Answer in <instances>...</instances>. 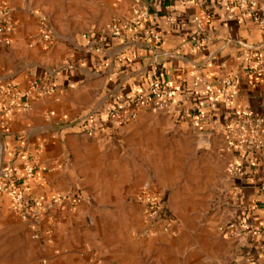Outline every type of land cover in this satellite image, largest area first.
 Segmentation results:
<instances>
[{"label": "crops", "instance_id": "1", "mask_svg": "<svg viewBox=\"0 0 264 264\" xmlns=\"http://www.w3.org/2000/svg\"><path fill=\"white\" fill-rule=\"evenodd\" d=\"M98 1L90 25L67 33L48 23L40 0H0V26L13 27L4 32L10 43L0 42V82L22 90L37 79L51 88L0 123V169L20 170L37 211L23 219L0 190V264H264V153L231 145L237 115L264 119V0L251 8L236 0ZM196 15L207 16L200 30ZM113 18L122 21L116 36L103 32ZM257 58L262 72H254ZM227 79L237 80L236 95L212 105L210 88ZM154 80L170 85L162 111H141L130 123L109 118L149 95ZM107 159L116 202L126 182L145 177L143 195L147 177H171L156 192L173 214L168 236L179 247L170 258L147 249L126 257L116 232L101 229L110 219L92 192L106 188L87 175H100ZM229 164L242 176L234 179ZM238 223L245 230L230 235Z\"/></svg>", "mask_w": 264, "mask_h": 264}, {"label": "built area", "instance_id": "2", "mask_svg": "<svg viewBox=\"0 0 264 264\" xmlns=\"http://www.w3.org/2000/svg\"><path fill=\"white\" fill-rule=\"evenodd\" d=\"M238 6L247 4L249 8L252 7V0H236ZM231 6V3H228ZM198 30L207 21L206 15H196L193 17ZM122 21L118 18H113L109 24L104 28L103 32L110 36L119 34ZM12 25L5 22L0 26V42L4 44L10 43V38L4 35V32L12 31ZM157 38V37H155ZM264 46V41L262 42ZM163 55L162 52L156 51L153 58L157 62L159 57ZM256 63L259 68L254 72L263 71V63L260 58H257ZM238 82L236 79H227L223 86L210 88V101L213 105L217 96L223 97L224 102H229L237 93ZM51 88L46 83L37 79H31L27 86L18 90L12 81L0 82V123L3 122L5 115L11 107H17L21 111H26L29 108V103L34 95L46 93ZM150 94H139L132 99V101L124 107L114 109L109 112V118L120 123H130L135 121L141 111H148L151 113H158L165 108L166 99L171 95V89L168 81L154 80L151 83ZM264 119L259 116L237 115L234 124V133L231 136V145L246 152L264 153ZM231 176L236 179L242 176V167L236 164H229L227 168ZM31 173L30 169L26 170V176ZM0 178L6 181V184L0 188L1 191L9 192L15 203V210L22 216L23 219L34 216L37 211L32 204L24 202L23 187L21 185L22 177L20 170L12 166L6 170L0 169ZM138 201L144 208V214L149 223H155L150 231L154 232L155 226L168 234L175 233L174 219L166 211V206L163 200H159L156 196L151 194L140 195ZM53 204H58V199H52ZM159 224V225H157ZM245 230L244 223H238L236 227L228 229L230 235L240 234ZM35 237V235L33 236Z\"/></svg>", "mask_w": 264, "mask_h": 264}, {"label": "rangeland", "instance_id": "3", "mask_svg": "<svg viewBox=\"0 0 264 264\" xmlns=\"http://www.w3.org/2000/svg\"><path fill=\"white\" fill-rule=\"evenodd\" d=\"M40 2L42 15L48 20V23L67 33L89 26L91 20L94 19L96 13L94 11L99 7L98 0H40ZM105 150L112 151L111 149ZM113 163L114 161L110 159L104 160L105 167L100 169V175H97V170H90L89 175H87L89 185L98 184L100 188L101 185H105L106 188L92 192L98 205H100H97L99 207L98 213L101 212L105 217L107 216L106 218L110 219L100 224L101 229L105 232L108 231L110 234H112V231L116 232V247H119L126 257L135 250L143 251L147 249L151 253L159 250L161 260L170 258L169 255L172 251L179 247V245H176V239L169 237L168 235L172 234L162 232L157 226L153 228L154 232L151 233L150 229L156 224L147 221L144 208L138 201L140 196L138 189L143 186L145 177H137L135 182H130V184L126 182V190L121 191L122 199L116 202V171H114ZM152 178L147 177L148 180H153V182H148L145 188L151 189L149 194L154 196H156V192L160 194L158 189L161 182L172 183L169 176L158 177L159 181ZM175 185L177 184L175 183ZM161 197H163V194ZM102 206L103 210L100 211ZM165 206L166 211L173 216L168 204L165 203ZM188 225L193 226L192 223ZM187 234L189 233H185V235Z\"/></svg>", "mask_w": 264, "mask_h": 264}, {"label": "trees", "instance_id": "4", "mask_svg": "<svg viewBox=\"0 0 264 264\" xmlns=\"http://www.w3.org/2000/svg\"><path fill=\"white\" fill-rule=\"evenodd\" d=\"M24 202H25L26 204H28L29 200H26L25 197H24Z\"/></svg>", "mask_w": 264, "mask_h": 264}, {"label": "water", "instance_id": "5", "mask_svg": "<svg viewBox=\"0 0 264 264\" xmlns=\"http://www.w3.org/2000/svg\"><path fill=\"white\" fill-rule=\"evenodd\" d=\"M1 152H2V148H1V144H0V158H1Z\"/></svg>", "mask_w": 264, "mask_h": 264}]
</instances>
